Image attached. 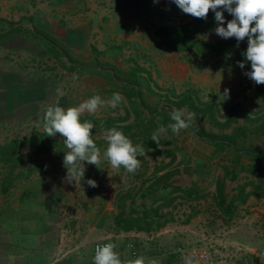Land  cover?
<instances>
[{
	"label": "crops",
	"instance_id": "crops-1",
	"mask_svg": "<svg viewBox=\"0 0 264 264\" xmlns=\"http://www.w3.org/2000/svg\"><path fill=\"white\" fill-rule=\"evenodd\" d=\"M138 4L139 1L133 0H0V30L10 24L18 23L23 28L45 32L53 38L56 48L62 49L59 55L62 62H59L44 47L43 42L35 39L37 43H41L43 54L49 57V64L43 63V59L38 61L36 58L35 61H30L35 67H23L22 62L28 64L26 61L12 59V54L2 49L4 48L1 44L2 39L12 33L0 38V142L12 137L28 136L30 133L14 134L12 131L27 125L29 120L39 119L42 122L46 108L56 105L57 101L59 106L67 109L77 107L81 102L90 99L88 97L90 94L100 95L107 100L108 93L116 92L124 97L127 96V100H133L134 90H139V84L136 82L134 84V78L139 80V73L138 71L131 73L128 70L119 87V59L122 57L123 60L132 61L134 52L139 53L140 45L148 46L145 44L148 39V23L145 19L141 20V17H137L140 15ZM176 7L173 0H158L155 3L151 0L144 4L143 9L146 14L157 15L158 20L162 19L160 16L166 19L163 23L156 24L155 29L170 21L167 17H172L171 12H176L174 10ZM64 50L66 55L63 53ZM154 54L155 50L152 51L151 57ZM70 62H76L81 66L78 69H68L69 67L66 68L65 65H70ZM66 74L68 79H70L68 74L78 78L73 79L72 76L71 80L66 81L63 79ZM152 77L155 78L156 74ZM57 89H61L63 95L58 96ZM102 112L100 117L95 119L89 114V120L94 125L93 129L100 125V127L105 126V131L108 130L106 127L117 128L119 131V124H124L123 121H119V116H108L106 112ZM125 113L128 114L127 111ZM146 123H141V126L145 127ZM126 127L132 129L133 124ZM125 135L129 139L136 138L135 141L130 140L134 144L139 142L138 146H141V137L132 136V130ZM93 138L100 140V168L87 164L84 180L77 187L66 182L67 169L63 164L53 163L48 171L36 170L27 176L24 174L27 171L26 167L19 165L11 171L0 163V264H94L92 244L96 239L115 240L117 249L121 248L122 251L127 249L128 242L132 238L138 240L137 237L144 233L154 235L155 229L141 231L115 227L113 216L118 210L117 194L129 189L132 194L138 191L143 178L139 169L133 177V174L121 168L119 174L126 175L128 179L130 177V182L129 180L119 184L109 182L106 171L107 161L103 157L107 143L103 136H93ZM150 149L151 147H148L146 151ZM167 154L165 159L174 158L171 152ZM137 158L146 159V156ZM172 163L160 169L158 173L174 166ZM178 169L177 172L182 168L178 167ZM20 172L24 175H20ZM114 172L118 171L114 170ZM241 172L247 176L246 172ZM147 173L145 172L144 175L146 176ZM88 179L95 180L97 186L90 187L87 184ZM254 179L257 180L258 177ZM147 183L148 181L144 186ZM173 183L179 184L174 180ZM189 185L191 183L182 186ZM196 187L200 192L209 193L194 199L198 202V207H193L196 210L195 218L199 220L204 214L205 198L210 199L207 201L213 213L212 216L204 215L208 217L207 220L215 219L217 226L223 222L227 224L222 228L213 229L210 233L201 220V229L195 233L200 236L204 233L218 236L217 257L219 258L225 252L229 259L240 257L244 264H264V195L250 194L244 202L237 205L234 215L225 220L212 197L215 183L210 190H205L197 184ZM248 189L250 185L245 188ZM226 190L237 189L228 190L226 187ZM163 191L165 192V189ZM162 192L159 191V194ZM157 194L155 193V197ZM143 200L147 205L152 204L149 198ZM183 201L181 198H176L177 203L173 208L162 207L161 210L165 215L172 214L175 219L165 221L158 229H171L172 223L177 222L176 216H182L181 214L186 211ZM141 202L139 191L131 203L130 198L127 197L126 211L123 215L127 216L130 207L142 208ZM158 202L155 201L154 205ZM165 215L158 219L163 221ZM204 216L202 218L205 220ZM221 230L227 234L226 245L219 237ZM136 231L139 232L138 236H135ZM166 237L170 238L171 235L166 234ZM120 259L122 262L129 261L127 255L123 257L120 255ZM161 264L166 263L162 261Z\"/></svg>",
	"mask_w": 264,
	"mask_h": 264
},
{
	"label": "rangeland",
	"instance_id": "rangeland-1",
	"mask_svg": "<svg viewBox=\"0 0 264 264\" xmlns=\"http://www.w3.org/2000/svg\"><path fill=\"white\" fill-rule=\"evenodd\" d=\"M133 1H139L137 7L140 8V15L137 17H141V20L145 19L148 23V39L145 41V44L148 46L140 45L139 53L134 52L132 61L123 60L122 57L119 59V87H121L120 82L125 78L127 71L130 70L131 67H134L135 71L133 68L131 73H136L137 71L139 73V80L134 78V84L135 82L139 84L138 87L140 94L139 97L134 94L133 100H127V96L124 97L122 95L123 100L117 108H101L96 112V114H90L94 119L100 117L102 110V113L106 112L108 116H119L120 122L123 121V123L127 125L133 124V128L128 129V127H126L127 125L124 126V124L120 123L118 128L119 131L127 134L132 130V136L135 137H141L145 131L152 132L151 127H142L141 123L147 122L146 124H149V126H155V124L158 125L164 122L165 124L163 126L167 128L168 124L174 123V121L170 118V112L177 109H184L186 112L194 113L195 116L191 120L192 123H197V125H202L215 132L230 131L231 127L236 123L244 126L250 125L249 119L238 117L236 122L232 123L224 130H221L216 125H213L214 123H212L208 117H204L198 112H192L186 104L179 105V103L173 102L179 99L180 95L186 88L191 89V96H193L198 106H202L205 101L212 100L216 102L221 108V113L218 115L221 119H223V115L227 113L228 107L234 103L242 104L250 111V116H254L256 113H264V102L254 95L253 81L244 74L246 71H250L251 67L245 66L244 69H241L238 66L239 58L236 56L234 50L228 53H223L218 57L210 55L196 57L189 51L167 49L162 43V40L157 39L153 32L156 24H161L166 20L164 19V16H160L162 19L158 20L157 15L146 14V11L143 9L144 4L146 2H150L151 0ZM177 8L178 7L174 8L176 12H171L172 17H167V20H170L167 21V24L175 25L178 23H190L193 16L185 14ZM148 17H150V19ZM224 17L225 23L232 19V17H229L227 14L224 15ZM216 27L217 22L214 21L211 26L200 31L198 33V37L210 43H215L223 39L215 34L214 29ZM1 44L4 46V48H2L3 50H5L8 54H12V59L14 58L28 63L25 64L22 62L23 67H35V64H31L30 61H35L36 58L38 61L43 59V63L49 64V57H46V55L43 54L44 49L41 47V43H37L30 34H26L23 31L13 32L11 35L6 36L2 39ZM153 50H155V54L153 55L154 57H151ZM38 54H40L41 57L40 55L37 57ZM44 58L47 59L45 60ZM46 61L48 63H46ZM40 64L41 63H39V65ZM154 74H156L155 78L152 77ZM68 75L70 76V79L67 78V74L66 77H63V79L66 81L71 80L73 75ZM225 89L229 90L230 98L228 99H223ZM119 91H121L120 88ZM92 96L94 95L90 94L88 97L91 98ZM111 96L112 94L108 93V99H110ZM78 100L79 99H77V101ZM152 108L157 109V113H155L154 116H152L149 112ZM126 111L128 114L125 113ZM135 113H138V117L135 116ZM83 115L88 116V120H85V122L92 123V121L89 120V113H84ZM38 124L39 127L37 126ZM106 128L108 130L112 129L110 127ZM36 129H43V121L41 122L39 119L29 120L27 125L17 127L15 129L16 131L13 130L12 133L25 135ZM104 129L105 126H95V129L92 130L93 136H103V133L106 132ZM115 129L117 130V128ZM151 136L152 134L150 135V138ZM62 138L63 137H61L59 133L55 136V139L57 140H61ZM160 138L172 140L171 142H164L159 148L163 147L167 148V151L171 150V153H173L172 156L174 157L172 165H177L182 168L180 169L181 171L171 177L175 182H178L180 185H188L194 182L205 190H210V188L214 187L215 178L222 175V167L220 163L226 161V159H223L225 153L215 151L211 144L198 138L189 128L187 130H182L178 135L174 134L171 129L168 128L167 132L165 134H161ZM138 143L139 142L133 144L134 146H137ZM146 149H144L146 159H139L141 161L139 170L143 172H140L141 177H145V172H148L146 176L151 174L154 165H162L168 161V159H165L168 155L166 151L148 153ZM153 149L154 147H151V150ZM65 151H63L61 155H54L53 159L46 153L39 155L38 157L41 160L40 162L45 167H48L50 164L53 165V163L55 165L58 163L63 164ZM85 164L87 167L86 162ZM107 166L108 168L106 171L109 177V182L118 184L119 182L125 183L126 180H129L130 182V177L128 179L126 175L123 176L121 173L119 174V171L114 172L108 162ZM245 180L246 175L241 172L236 179H225V184L227 189L230 190L235 189L237 184L244 182ZM230 192H233V190ZM207 200L210 201V199L204 198V214L201 215L199 220H197L193 214V216L191 215L189 217L190 220L187 222L182 221V219L188 217L193 207H198L197 201H183V206L186 211L181 214L182 216H176L177 220L175 221L177 222L172 223L171 229L164 230L162 228H156L153 232V237L144 233L142 236L137 237L139 238L138 240L132 238V240L128 242L127 251L124 249L121 251V248L118 250L117 247L114 250L119 254V256L121 255L123 257V255H127L129 261L143 257L144 264H152V261H155V264H161L162 261H165L166 264H179V258L174 252V248L178 244H203L215 254L217 260L216 264H244L243 259H240V257L237 259L230 258V260L228 258V254H225V252L221 258H219V256L217 257V250L219 247H217L218 236L216 234L206 235L204 233V235L200 236L195 233V231L201 229L200 224L202 221H204V227L206 226L207 231L210 233L213 232V229H218V227L222 228L223 225L227 224V222H223L222 224L218 223L219 226H217L215 219H210L209 221L207 220L208 217L204 216L205 214L208 216L213 215L210 211V203ZM147 201L149 200L147 199ZM203 216L205 220L202 218ZM156 231L158 232L155 233ZM220 232H222L221 235H219L221 242L226 245L227 234L223 233L222 230ZM166 234L171 235V237H166ZM111 241L112 243L115 242V240L112 239ZM129 243H132L133 247H131ZM132 251L134 253H132ZM129 252H131L130 255Z\"/></svg>",
	"mask_w": 264,
	"mask_h": 264
},
{
	"label": "trees",
	"instance_id": "trees-1",
	"mask_svg": "<svg viewBox=\"0 0 264 264\" xmlns=\"http://www.w3.org/2000/svg\"><path fill=\"white\" fill-rule=\"evenodd\" d=\"M223 11L224 15H229L226 10ZM233 18V17H232ZM215 21V14L211 10L207 16V19L193 17L190 23H178V24H165L154 29V35L157 39L162 40V43L167 49L189 51L196 57L215 56L218 57L223 53L235 51L236 56L239 58V62H245L243 53L247 49V39L240 42L237 46L235 38L221 39L215 43H210L198 37V33L204 28L209 27ZM226 24L224 26L226 27ZM23 31L26 34H30L33 39L43 42L44 47L51 52L56 60H60L59 55L62 49L56 48L53 38L41 32L39 30H29L23 28L20 24H10L8 27L0 30V38L13 32ZM63 53L66 55L65 50ZM71 59V58H69ZM64 64V63H63ZM68 69L79 68L81 65L78 63L70 62V65H65ZM245 66H250V62H245ZM134 67L130 68L132 72ZM135 71V68H134ZM254 95L264 102V85H257L253 82ZM134 94L139 97L140 90H134ZM191 89L186 88L180 95L179 99L173 101L175 103L186 104L192 112H198L204 117H208L209 120L214 123L221 130L229 127L232 123L237 121L238 117L249 119L250 125L244 126L241 124H234L230 131L215 132L211 129H207L202 125L190 122L189 129L201 140L209 143L213 146L215 151L225 153L223 159L225 162H221L222 175L215 178V191L213 193V200L216 208L220 211V214L227 219L232 217L235 213L237 205L244 202V200L250 195L256 196L264 195V113L255 114L250 116V111L247 110L242 104L234 103L227 109V113L223 115L221 119L218 115L221 113V108L216 102L210 100L203 102L202 106H198L193 98ZM150 114L154 116L157 110H149ZM44 115V113H43ZM138 117V113H135ZM222 116V115H221ZM86 115L80 117L81 122H85ZM43 120V116H42ZM161 124H155V126H149L144 124L146 128L152 129V132H143L141 135V146L143 149L148 147H154L153 150H149L148 153L167 151V148H159L164 142H171V139L160 138V143L157 145L151 140L150 135L156 132L161 127ZM143 125V124H142ZM58 134V133H57ZM63 139L57 140L55 137L46 136V132L43 130H32L28 136H22L21 138L12 137L4 142H0V163L6 165L11 171L15 167L21 165L26 167L27 171L25 175H29L32 171L43 170L48 171L53 165L45 167L40 161L39 155L47 154L50 157L53 155H61L63 151L67 150L64 146ZM134 141L136 138H130ZM97 146L100 145V140L94 139ZM100 148V147H99ZM173 154V153H172ZM228 157H225V156ZM143 157V156H142ZM174 158H170L166 163L162 165H154L151 174L143 177L139 186V195L142 199L140 209L130 207L127 216L123 214L126 211L125 199L130 198V203L134 201V196L137 194L134 191L132 194L131 189L124 193H118L116 196L117 212L113 216V223L117 229H130L134 228L141 231H149L156 229L164 225L165 221L174 220L175 218L170 215H165L162 209L164 206L176 205V198H181L184 201L194 200L202 196H206L209 192H200L194 182L189 186H182L180 184L173 183L171 178L179 169L177 165L171 166L161 173H158L160 169L169 166L173 162ZM204 165V164H202ZM244 171L247 173L246 180L237 184L235 191L230 192L226 190L225 179H236L239 172ZM143 173V172H141ZM20 172V175H24ZM17 175V176H20ZM15 175L12 177L14 178ZM258 177L257 180L254 178ZM148 181L147 185L144 183ZM250 185V189L245 190L246 186ZM165 189V192L162 190ZM159 191L162 193L159 194ZM155 193H158L155 197ZM149 198L152 204L147 205L143 199ZM159 201L154 205L155 201ZM196 210L192 208L191 213L183 222H187L189 217L195 213ZM165 215L163 221H160L158 217Z\"/></svg>",
	"mask_w": 264,
	"mask_h": 264
},
{
	"label": "clouds",
	"instance_id": "clouds-1",
	"mask_svg": "<svg viewBox=\"0 0 264 264\" xmlns=\"http://www.w3.org/2000/svg\"><path fill=\"white\" fill-rule=\"evenodd\" d=\"M158 0H154V3ZM175 5L185 14L195 18L207 19L209 11L215 14L217 27L215 34L223 39L235 38L237 46L247 39V49L243 53L245 62H250V71L244 74L257 85H264V0H173ZM226 10L233 18L227 21L226 27L223 11ZM245 62H238L241 69L245 68ZM75 75L73 79H77ZM57 95H63L61 89H57ZM229 90L225 89L223 99H228ZM123 100L119 92L113 93L110 99H103L100 95H94L90 99L81 102L77 107L67 109L56 105L48 106L43 115V129L46 136L55 137L57 133L63 137V143L67 151L63 158V165L67 169L65 180L77 187L84 180L86 164L95 165L98 168L101 162V150L93 138L94 125L91 122H81L80 117L84 113L96 114L104 107L117 108ZM195 114L177 109L170 112V118L174 123L167 128L159 127L151 136V140L157 145L160 143L161 134H165L170 128L174 134L190 127V122ZM39 127V124L37 125ZM107 148L103 152L104 159L113 170L123 168L127 173L135 174L140 168L141 161L138 156L146 155L140 146H134L132 141L121 131L115 128L103 133ZM90 187H96V181L87 180ZM114 243L97 246L94 255V264H144V258L122 262L119 254L114 250ZM155 264V261H152Z\"/></svg>",
	"mask_w": 264,
	"mask_h": 264
},
{
	"label": "built area",
	"instance_id": "built-area-1",
	"mask_svg": "<svg viewBox=\"0 0 264 264\" xmlns=\"http://www.w3.org/2000/svg\"><path fill=\"white\" fill-rule=\"evenodd\" d=\"M153 237L152 234L147 233V235ZM139 232L136 231L135 236H138ZM148 238V236H147ZM107 243H112L109 238H100L96 239L92 244V255L94 262L95 249L97 246H102ZM131 247L132 243H129ZM132 249V248H131ZM134 250V249H133ZM174 252L177 254L179 258V264H216V256L215 254L205 245L203 244H178L174 248ZM132 253H134L132 251Z\"/></svg>",
	"mask_w": 264,
	"mask_h": 264
}]
</instances>
